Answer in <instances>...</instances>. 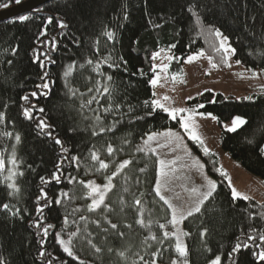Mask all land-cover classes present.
<instances>
[{"label":"trees","instance_id":"obj_1","mask_svg":"<svg viewBox=\"0 0 264 264\" xmlns=\"http://www.w3.org/2000/svg\"><path fill=\"white\" fill-rule=\"evenodd\" d=\"M22 1L0 0V9ZM22 16L0 22V160H16L12 184L0 169V264H264L254 255L264 248V202L234 198L218 157L193 144L216 188L182 220L179 256L175 237H164L171 211L155 194L159 159L143 147L148 133L178 126L151 103L153 53L169 50L178 72L199 51L224 67L219 30L236 60L264 69V0H52ZM249 97L206 91L189 106L202 102L219 123L244 117L219 145L264 182V87ZM100 160L110 173L131 163L90 209L82 180L102 178ZM72 232L69 256L59 238Z\"/></svg>","mask_w":264,"mask_h":264},{"label":"rangeland","instance_id":"obj_2","mask_svg":"<svg viewBox=\"0 0 264 264\" xmlns=\"http://www.w3.org/2000/svg\"><path fill=\"white\" fill-rule=\"evenodd\" d=\"M223 37L225 36L221 35L219 37V42ZM225 44L226 46L230 45L228 40ZM231 49L233 48L230 45L227 55L223 52L224 58L222 62L225 64L224 67H220L218 63L213 61L210 63L209 57L203 51V55H200L198 59L193 60L191 63L187 62L186 58L181 66L182 75L178 76L176 80H173L172 77L174 74L181 73V70L179 72L173 71L168 67L167 71H163L161 67H158L160 65H168L173 60L168 59L169 56L173 57L169 50L158 51L157 53H159V55L154 58L152 63V69L154 66L157 67H155V71L152 70L153 76L150 81L154 76L159 75V82L155 86L150 83L152 87L151 100H160L167 108H184L191 110L196 131L203 140L202 146L200 143L193 141L182 129L180 125L181 116H188V112L178 114L176 119H172L167 112L169 118L176 121L178 126L176 128L167 127L150 132L143 140V147L151 151L155 149L153 152L158 156L159 165L157 178L159 177L163 184L161 188L162 194L185 214L196 207L200 208L201 200L204 202L205 194L209 191L207 180L210 179L215 182L213 178L207 175L204 166L199 167L194 164V161H199V164H202V162L195 156L191 146L192 144L197 145L202 150L203 147L206 146L210 149V153L218 157V171L222 168L224 172L227 173V176H224L229 186L230 178L231 191L234 187L238 192L243 193L249 198L264 202L263 180L259 176L247 171L223 151L219 145V135L221 131H230L229 129L232 127L233 119L239 116L245 121L244 117L236 115L229 120L219 123L217 117L213 113L199 111L200 107L198 106L203 105L202 102L198 103L195 107L189 106L192 100L206 91H211L215 94L221 93L224 96L231 95L235 98H241L259 93L264 87V69H250L241 63H237L238 60L234 58ZM200 52L201 51L190 55H195ZM225 59H227V63H225ZM212 63L216 64V67H212ZM253 72L257 73V75L253 76ZM165 96L169 97V99L165 100ZM188 97H192V99H188ZM209 113L211 115H208ZM169 130L173 133H179L181 139L177 141L173 137L160 135ZM153 133L157 135L146 145L145 141L148 139V136ZM13 160L15 163H13ZM161 160L165 161L164 171L167 173V175L163 177L160 176ZM173 160H175V163H171ZM3 162L4 167L1 169L2 174L7 183L12 184L16 173V160L14 154L10 152L7 156V161L3 160ZM219 172L221 173V171ZM101 174L102 178L90 176L82 180L90 197V205L92 204L93 198H98V195L95 193L90 195L91 189L87 187L88 182L92 181L96 185L103 186L108 183L106 177L112 175L108 168L101 169ZM192 188H196L198 191L192 192ZM194 212L195 211H193V213ZM173 232H176L177 235L180 236V241L185 246L182 221L173 225ZM60 239L62 238H59V240ZM63 240L67 241L65 239ZM176 262L177 264H183L182 260Z\"/></svg>","mask_w":264,"mask_h":264},{"label":"snow or ice","instance_id":"obj_3","mask_svg":"<svg viewBox=\"0 0 264 264\" xmlns=\"http://www.w3.org/2000/svg\"><path fill=\"white\" fill-rule=\"evenodd\" d=\"M17 2H18V0H17ZM20 19L24 20V19H27V17H23L22 16V17H20ZM197 22H199V20ZM61 26L63 27L64 25L62 24ZM214 34H215L216 37H220L221 36V33L219 32V30H216ZM108 36H109V38H111L112 34L108 33ZM226 41H227V37H223L220 40V42H219V49H217V51L223 50L225 55H227V53L229 52V49H230V45L226 46V44H225ZM172 47H175V45H173ZM231 51L234 53L235 49H231ZM158 55H159V53H153V58H156ZM200 55H203L202 51L200 53H198V54L188 56L187 57V62L191 63L193 60L198 59ZM173 58L174 57H171V56L168 57L169 60H172ZM209 61L211 63L212 57H209ZM225 63H227V59H225ZM237 63H240V62L237 61ZM155 67H157V66L153 67V71H155ZM158 67H161L163 71H167L168 65L165 64V65H160ZM212 67H216V64L212 63ZM45 75H46V73H45ZM65 75H67V73H65ZM181 75H182V70H181V73L174 74L172 79L176 80L178 78V76H181ZM256 75H257V73L253 72V76H256ZM109 79H111V77H109ZM158 82H159V75L154 76V78L150 81V83L153 86L157 85ZM43 87L47 88L48 85L44 84ZM104 91L107 92L108 89L105 88ZM32 95H36V93H33ZM154 95H155V93H154ZM24 99L27 100L28 97L25 96ZM164 99L167 100V99H169V97L165 96ZM188 99H192V97H188ZM246 99H251V97H246ZM89 103H91V101H89ZM145 103H148V102L146 101ZM151 103H152V105L154 107L161 108L164 111L168 112L172 119H176L177 115L180 114V113L188 112L189 113L188 116H181L180 125H181L182 129L188 134V136L193 141H196V142L200 143L203 146V140H202L201 136L198 135V133L196 131V126H195V123H194V121L192 119L191 110L184 109V108H167L160 102V100H152ZM198 107H202V105H199ZM41 111H43V109H41ZM105 111H108V109H105ZM25 115L30 116V113L28 112L27 109H25ZM208 115H211V114L209 113ZM97 119H99V117H97ZM243 123H245V121L241 117L237 116V117H235L233 119L232 127L229 130L230 131H235V129L239 125H241ZM41 124H43V122H41ZM100 131L103 132L104 129L101 128ZM156 135H157L156 133H153V134L149 135L148 139L145 141V144L147 145L149 143V141H151V140H153L155 138ZM160 135H164V136H167V137H173L177 141H179L181 139L179 133H173V132H171V130H169L166 133H162ZM16 139H17V141H19L20 137L17 136ZM56 143L60 144L61 141L56 140ZM161 146H164V145H161ZM64 150L67 151V149H64ZM142 150H143L142 148H138L137 149V151H142ZM108 151H109V153H111L113 151L111 146H109ZM153 151H155V149H153ZM203 151L205 152V154H208L210 152V149H208L206 146H204L203 147ZM261 151L264 152V149H261ZM91 159L96 161V160H99V157L96 155L95 152H93L92 156H91ZM13 163H15L14 160H13ZM130 163H131V161H129V160H124L121 163H119L117 165V167H116V171H114L111 176H107L106 177V180L108 181V183L104 184L103 186L96 185L92 181L88 182L87 187L91 189L90 195L92 193H95V194L98 195V198H96V197L93 198L92 204L89 206L90 209L98 208L101 204L104 203L106 192L108 190H110L111 187L113 186L112 183H111L112 178L114 176H116L122 169H124ZM171 163H175V160L171 161ZM194 164L198 165L199 167H203L202 164H199V161H194ZM160 165H161L160 176L161 177L166 176L167 173L164 171L165 161L161 160L160 161ZM99 166H100L101 169L108 168V164L105 163L103 160L99 161ZM3 167H4V162H3V160H0V169H2ZM141 171H143V169H141ZM219 171H221L222 175L227 176V173L224 172V170L222 168L219 169ZM56 178L58 179V177H56ZM207 183L209 185V191L205 194V199H207L208 196H211L212 192L216 188V183L214 181L208 179ZM229 183H230V186H231L230 178H229ZM11 187L15 188L16 186L13 184V185H11ZM162 187H163V184L161 182V179L158 177L157 180H156V184H155V194L171 210V220L169 221V223L175 225V224L179 223L180 221L184 220L186 218V216H191L193 214V211L198 212L200 210L199 207H196L195 209H193L192 211L187 212L186 214L183 213L180 209H178L176 206H174L165 195L162 194V192H161V188ZM191 191L192 192H196V191H198V189L192 188ZM232 196L234 198L242 197L245 200L249 199L248 196L244 195L243 193L238 192L234 187L232 188ZM137 203H139V201H137ZM200 203L202 204L203 200H201ZM4 207L7 208L8 206L4 205ZM81 219H84V217H81ZM139 223L143 224V220L139 221ZM48 227H52V226L49 225ZM112 227L116 228V225L113 224ZM160 227L164 228L165 225L161 224ZM44 231H45V234H47V229H44ZM253 231H255V230H253ZM76 235H77V232H72V233H70L69 241H64L63 239L59 240V243L61 245H63L64 251L67 252L69 256H73L74 255L73 249H72V247L70 245H71V237L72 236H76ZM183 235H188V233H183ZM169 236H175L176 237V245H175L176 251L179 253V256L186 257L187 256V250H186V247L181 243L180 236L177 235L176 232L169 233V232L165 231L164 232V237L167 238ZM152 239H156V237L153 236ZM249 239L255 240V237H251L250 236ZM259 239L261 241H264V234H261L259 236ZM89 243H91V241H89ZM240 247H241V244L237 243L236 246L233 248V252L238 251L240 249ZM243 247H248V244H246V243L243 244ZM256 247L260 248L261 250L259 252L254 253V255L257 256L258 260L264 261V248H261V245H259V244H257ZM96 251H100V249L97 248ZM109 251H111V249H109ZM41 255H43V253H41ZM120 255L124 256V253L120 252ZM152 255L155 256L156 253H153ZM141 259H143V258L141 257ZM133 264H135V262H133ZM152 264H156L155 260L152 261ZM172 264H177V262L175 260H173ZM183 264H187V262L184 261ZM210 264H220V257L217 256L214 260H212L210 262Z\"/></svg>","mask_w":264,"mask_h":264},{"label":"water","instance_id":"obj_4","mask_svg":"<svg viewBox=\"0 0 264 264\" xmlns=\"http://www.w3.org/2000/svg\"><path fill=\"white\" fill-rule=\"evenodd\" d=\"M52 0H24L12 6L0 9V22L30 13Z\"/></svg>","mask_w":264,"mask_h":264},{"label":"flooded vegetation","instance_id":"obj_5","mask_svg":"<svg viewBox=\"0 0 264 264\" xmlns=\"http://www.w3.org/2000/svg\"><path fill=\"white\" fill-rule=\"evenodd\" d=\"M196 156V155H195ZM197 157V156H196Z\"/></svg>","mask_w":264,"mask_h":264}]
</instances>
